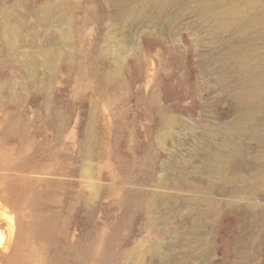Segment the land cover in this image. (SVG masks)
<instances>
[{"label": "rangeland", "instance_id": "374dc122", "mask_svg": "<svg viewBox=\"0 0 264 264\" xmlns=\"http://www.w3.org/2000/svg\"><path fill=\"white\" fill-rule=\"evenodd\" d=\"M203 1L0 0V264H264V130L227 137L223 54L264 49V0Z\"/></svg>", "mask_w": 264, "mask_h": 264}, {"label": "bare ground", "instance_id": "6f19581e", "mask_svg": "<svg viewBox=\"0 0 264 264\" xmlns=\"http://www.w3.org/2000/svg\"><path fill=\"white\" fill-rule=\"evenodd\" d=\"M155 2L158 7H161L164 0H155ZM199 11L222 23L236 18L239 7L223 6L220 0H206L199 6ZM237 47L226 52L223 51L225 57L234 61L235 66L242 74L238 89L236 88L230 93L239 115L224 127L225 133L230 139L235 133H245L251 129L250 132L254 136L261 137L264 130V116L262 124L258 122L257 116L264 115V84L259 69L251 63L250 56L256 55L261 69L264 66V49L257 46L254 38L249 39L248 50H241ZM237 152V150L230 154L222 151L207 152L206 163L211 166L214 172L211 178L220 177L219 172L225 170L226 162L234 159ZM258 159L264 160V155L258 154ZM260 176L264 177V173H261Z\"/></svg>", "mask_w": 264, "mask_h": 264}]
</instances>
